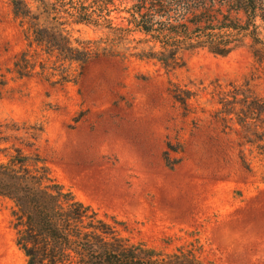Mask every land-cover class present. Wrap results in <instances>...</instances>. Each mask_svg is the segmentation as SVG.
Listing matches in <instances>:
<instances>
[{"label":"rangeland","instance_id":"obj_1","mask_svg":"<svg viewBox=\"0 0 264 264\" xmlns=\"http://www.w3.org/2000/svg\"><path fill=\"white\" fill-rule=\"evenodd\" d=\"M103 34L73 26L82 40ZM23 47L9 0H0V123L42 127L37 152L60 184L149 245L198 239L205 262L264 264V158L214 117L217 86L250 79L247 48L187 55L174 74L150 61L100 60L77 84L60 87L7 72ZM170 81L194 93L187 111L169 94ZM249 85L264 96V80ZM10 206L0 199V264H23Z\"/></svg>","mask_w":264,"mask_h":264},{"label":"trees","instance_id":"obj_2","mask_svg":"<svg viewBox=\"0 0 264 264\" xmlns=\"http://www.w3.org/2000/svg\"><path fill=\"white\" fill-rule=\"evenodd\" d=\"M24 42L7 70L16 79L51 86L77 84L100 60L150 61L166 74L185 67L200 51L218 57L247 48V83L217 86L214 117L238 130L239 146L264 158V96L249 85L264 80V0H9ZM104 32L74 37L73 26ZM0 86L6 81L1 76ZM168 92L185 111L195 95L169 82ZM1 95V92H0ZM42 127L0 123V199L10 203V227L23 264H214L202 259L198 239L173 249L135 239L129 223L78 200L51 174L36 144ZM166 166L173 165L165 157ZM243 166L250 170L244 157Z\"/></svg>","mask_w":264,"mask_h":264}]
</instances>
